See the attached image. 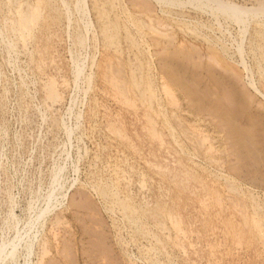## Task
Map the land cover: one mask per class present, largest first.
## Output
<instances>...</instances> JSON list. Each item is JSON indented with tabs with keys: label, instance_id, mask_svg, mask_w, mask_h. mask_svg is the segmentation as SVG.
Returning a JSON list of instances; mask_svg holds the SVG:
<instances>
[{
	"label": "rangeland",
	"instance_id": "obj_1",
	"mask_svg": "<svg viewBox=\"0 0 264 264\" xmlns=\"http://www.w3.org/2000/svg\"><path fill=\"white\" fill-rule=\"evenodd\" d=\"M210 1L0 0V264H264V13Z\"/></svg>",
	"mask_w": 264,
	"mask_h": 264
},
{
	"label": "bare ground",
	"instance_id": "obj_2",
	"mask_svg": "<svg viewBox=\"0 0 264 264\" xmlns=\"http://www.w3.org/2000/svg\"><path fill=\"white\" fill-rule=\"evenodd\" d=\"M174 1V0H173ZM205 1H207V0H205ZM210 1V0H209ZM216 1V4H217V6H218V8L221 10V11H224V13H227V14H230V17L232 16L235 20H238V21H243V18H242V15L243 14H245V13H250L251 11H262L263 13H264V3L262 4H260V6L258 7V8H254L253 6H251V7H247V6H242V5H239V4H231L230 2H227V0L226 1H223V0H215ZM63 2V1H62ZM211 2V1H210ZM138 2H136L135 4H137ZM183 3V2H182ZM181 3V4H182ZM235 3V2H234ZM63 4V3H62ZM176 4H179V3H176ZM184 4V3H183ZM190 4V3H189ZM210 4H212V3H210ZM204 6V7H203ZM202 7L203 8H205V5H203ZM14 7V6H13ZM22 7V6H21ZM24 7H26L25 6V4H24ZM35 7V6H34ZM200 7H201V5H200ZM216 7V6H215ZM253 7V8H252ZM16 8H17V6H16ZM202 8V9H203ZM212 8V7H211ZM34 9V8H33ZM200 9V8H199ZM213 9H215V8H213ZM13 10H14V8H13ZM18 10V9H17ZM205 10V9H204ZM217 10V9H216ZM33 12H35L34 10H32ZM38 11V10H37ZM20 12V11H19ZM30 12V11H29ZM197 12V11H196ZM210 12V11H209ZM216 12H218V11H216ZM21 13H22V11H21ZM36 13V12H35ZM164 13V12H163ZM214 13V12H213ZM219 13V12H218ZM218 13H217V15L216 16H218ZM222 13V12H221ZM220 13V14H221ZM259 13V12H258ZM18 14V13H17ZM207 14H208V12H207ZM210 14V13H209ZM256 14V13H255ZM262 14V13H261ZM223 15V14H222ZM257 15V14H256ZM260 15V14H259ZM263 15V14H262ZM15 16V15H14ZM220 16V15H219ZM255 16V15H254ZM180 17V16H179ZM212 17V16H211ZM244 17V16H243ZM260 17V16H259ZM178 18V17H177ZM261 18V17H260ZM186 19H187V17H186ZM190 19V18H189ZM215 19H217V17L215 18ZM249 19V18H248ZM247 19V20H248ZM255 19H257L256 17H255ZM26 20V19H25ZM25 20H23V22L25 21ZM28 20V19H27ZM26 20V21H27ZM233 20V19H232ZM261 20V19H260ZM20 21V20H19ZM245 21V20H244ZM220 23V22H219ZM236 23V22H235ZM221 24V23H220ZM230 24V23H229ZM249 24V23H248ZM262 24H263V22H262ZM19 26V25H18ZM237 26V25H236ZM9 27V26H8ZM23 28V27H22ZM237 28V27H236ZM228 29V28H227ZM8 31V30H7ZM22 30H20V32H21ZM27 32V31H26ZM28 33V32H27ZM212 33V32H211ZM233 33V32H232ZM23 34V32L20 34V35H22ZM29 34V33H28ZM231 34V33H230ZM26 35V34H25ZM64 35V34H63ZM260 35V34H259ZM23 36V35H22ZM223 36V35H222ZM22 38V37H21ZM20 38V39H21ZM24 39V38H23ZM25 40V39H24ZM263 40V39H262ZM258 41V40H257ZM21 42V41H20ZM25 41H23V43H24ZM10 43V42H9ZM13 43V42H12ZM254 43V42H253ZM11 44V43H10ZM25 44H26V42H25ZM28 44V43H27ZM184 44V43H183ZM185 45V44H184ZM180 47V46H179ZM182 47V46H181ZM192 47H194V46H192ZM183 48V47H182ZM181 48V49H182ZM197 48V47H196ZM177 49V48H176ZM22 50V49H21ZM69 50V49H68ZM184 50H186V48L184 49ZM212 50V49H211ZM240 50V49H239ZM179 51V50H178ZM210 51V50H209ZM14 52V51H13ZM187 52V51H186ZM211 52V51H210ZM214 52V51H213ZM189 53V52H188ZM216 53V52H215ZM214 53V54H215ZM166 54V53H165ZM176 54V53H175ZM244 54H245V52H244ZM194 55V54H193ZM221 55V54H220ZM219 55V56H220ZM241 55V54H240ZM51 56H53V55H51ZM181 56V55H180ZM190 56H191V53H190ZM208 56V55H207ZM219 56H218V58H219ZM260 56V55H259ZM177 57L179 58V56L177 55ZM181 58V57H180ZM212 58V57H211ZM162 59V58H161ZM175 59V58H174ZM262 59V58H261ZM201 60V59H200ZM199 60V61H200ZM221 60V59H220ZM158 61V60H157ZM169 61V60H168ZM179 61V60H178ZM177 61V62H178ZM187 61H188V59H187ZM203 61H204V59H203ZM175 62V61H174ZM210 62V61H209ZM216 62H218V61H216ZM79 63V62H78ZM134 63H135V61H134ZM173 63V62H172ZM196 63V62H195ZM199 63H201V61L199 62ZM203 63V62H202ZM201 63V66L203 65ZM204 63H205V61H204ZM258 63H259V61H258ZM262 63V62H261ZM260 63V64H261ZM154 64V63H153ZM184 64V63H183ZM206 64V63H205ZM216 64V63H215ZM159 65V64H158ZM161 65V64H160ZM187 65H189V64H187ZM186 65V66H187ZM246 67L245 68H247V65L246 64H244ZM17 66V65H16ZM76 66V65H75ZM162 66V65H161ZM197 66H199V64L197 65ZM170 68H172L173 66H169ZM262 67V66H261ZM164 68H166V67H164ZM168 68V67H167ZM181 68V67H180ZM201 67H199V69H200ZM230 68V67H229ZM28 69V68H27ZM135 69V68H134ZM189 69V68H188ZM193 69V68H192ZM212 69V68H211ZM219 69V68H218ZM76 70V69H75ZM160 70H161V68H160ZM164 70V69H163ZM162 70V71H163ZM172 70V69H171ZM180 71L182 70V69H179ZM187 70V69H186ZM201 70V69H200ZM203 70V69H202ZM214 70V69H213ZM79 71V70H78ZM167 71V70H166ZM189 71V70H188ZM199 71V70H198ZM232 71V70H231ZM234 71V70H233ZM170 72V71H169ZM176 72V71H175ZM179 72V71H178ZM203 72V71H202ZM165 73H167V72H165ZM220 73V72H219ZM223 73V72H222ZM192 74V73H191ZM135 75V74H134ZM162 75V74H161ZM167 75V74H166ZM174 75V74H173ZM190 75V74H189ZM195 75H196V73H195ZM194 75V76H195ZM233 75V74H232ZM240 75V74H239ZM183 76V75H182ZM193 76V77H194ZM219 76V75H218ZM224 75H222V77H223ZM230 76V75H229ZM78 77V76H77ZM76 77V78H77ZM192 77V78H193ZM198 77V76H197ZM197 77H195V80H196V82L199 80V78H197ZM213 77V76H212ZM215 77H217V76H215ZM238 77V76H237ZM149 78V77H148ZM206 78V77H205ZM228 78V77H227ZM162 79V78H161ZM208 79V78H207ZM215 79V78H214ZM225 79H226V76H225ZM253 79V78H252ZM79 80V79H78ZM163 80V79H162ZM174 80V79H173ZM200 80H201V78H200ZM213 80V79H212ZM231 80V79H230ZM237 80V79H236ZM7 81V80H6ZM182 81V80H181ZM184 81V80H183ZM208 81H209V79H208ZM215 82H217L218 83V85L220 84V85H222V83H221V80H218V79H215L214 80ZM226 81V80H225ZM201 82H203V80L201 81ZM210 82V81H209ZM227 82V81H226ZM251 82V81H250ZM184 83V82H183ZM205 83V82H204ZM228 83V82H227ZM49 84V83H48ZM53 84V83H52ZM57 84V83H56ZM55 84V85H56ZM193 84H195V82L193 83ZM192 84V85H193ZM198 84V83H197ZM201 84V83H200ZM203 84V83H202ZM233 83H231V85H232ZM186 85V84H185ZM199 85V84H198ZM249 85V84H248ZM49 86V85H48ZM54 86V85H53ZM168 86V85H167ZM195 86H197V85H195ZM251 86L253 87V89L256 91V92H258L259 94L261 93V91H260V89L257 87V85H256V83H254V82H251ZM164 87V86H163ZM179 87V86H178ZM186 87V86H185ZM192 87V86H191ZM201 87V86H200ZM204 87V86H203ZM224 87V86H223ZM222 87V88H223ZM5 88H6V86H5ZM193 88V87H192ZM195 88V87H194ZM199 88V87H198ZM206 88H207V86H206ZM210 88V87H209ZM225 88H226V86H225ZM229 88V87H228ZM230 88H232V87H230ZM44 89H46V88H44ZM191 89V88H190ZM202 89V88H201ZM204 89V88H203ZM214 89V88H213ZM51 93H53V94H55V89H54V87H52L51 89ZM167 89H165V91H166ZM186 90V89H185ZM225 90V89H224ZM226 90H227V88H226ZM226 90L224 91V92H226ZM234 90V89H233ZM236 90V89H235ZM240 90V89H239ZM47 91V90H46ZM181 91V90H180ZM228 91V90H227ZM168 92V91H167ZM196 92V91H195ZM194 92V93H195ZM204 92V91H203ZM232 92H234V91H232ZM237 92V91H236ZM21 93V92H20ZM29 93V92H28ZM166 93V92H165ZM191 93V92H190ZM218 93H221V92H218ZM231 93V92H230ZM230 93H228V95L230 94ZM58 94V93H57ZM56 94V95H57ZM156 94V93H155ZM200 94V93H199ZM202 94V93H201ZM226 94V93H225ZM243 94V93H242ZM261 94H263V93H261ZM196 95L198 96V94L196 93ZM220 95H222V94H220ZM232 95V94H231ZM203 96V95H202ZM205 96H206V94H205ZM219 96V95H218ZM264 96V95H263ZM168 97V96H167ZM171 97V96H170ZM174 97V96H173ZM199 97V96H198ZM254 97V96H253ZM7 98V97H6ZM35 98H36V96H35ZM49 98V97H48ZM204 98V97H203ZM217 98V97H216ZM229 98H231V97H229ZM233 98V97H232ZM237 98H239V97H237ZM156 99V98H155ZM207 99V98H206ZM215 99V98H214ZM218 99V98H217ZM224 99V98H223ZM222 99V100H223ZM61 100V99H60ZM196 100V99H195ZM209 100V99H208ZM213 100V99H212ZM221 100V101H222ZM239 100V99H238ZM202 101V100H201ZM205 101V100H204ZM217 101V100H216ZM227 101V100H226ZM230 101H231V99H230ZM157 102V101H156ZM163 102V101H162ZM227 102H229V101H227ZM203 103V102H202ZM207 103H209V102H207ZM230 103H232V102H230ZM241 103V102H240ZM157 104V103H156ZM218 104V103H217ZM224 105H225V103H223ZM48 105V104H47ZM194 105V104H193ZM199 105V104H198ZM197 105V106H198ZM211 105V104H210ZM220 105V104H219ZM49 106V105H48ZM47 106V107H48ZM196 106V107H197ZM204 106V105H203ZM228 106V105H227ZM236 105L234 104V106H232V107H235ZM239 106V105H238ZM159 107H161L160 105H159ZM175 107H176V105H175ZM229 107V106H228ZM231 107V106H230ZM239 107H241V106H239ZM49 108V107H48ZM199 108H200V106H199ZM198 108V109H199ZM208 108V107H207ZM212 108V107H211ZM236 108V107H235ZM34 109V108H33ZM241 109V108H240ZM239 109V110H240ZM243 109V108H242ZM211 110V109H210ZM216 110H217V112L216 113H218V116H219V118H220V126H222L223 128H224V126L226 127V129L228 128L229 129V131H231L234 135H235V133L237 132V126L235 125V123H236V113L235 112H233V111H236V110H232L231 108L230 109H227V108H224V107H221V106H219L218 107V105L216 106ZM238 111V110H237ZM201 113H202V111H200ZM212 112V111H211ZM242 114V113H241ZM245 114H247V113H245ZM238 115H240L239 113H238ZM244 115V114H243ZM216 117V116H215ZM218 118V117H217ZM238 119V118H237ZM256 120V119H255ZM259 120V119H258ZM242 121V120H241ZM260 121V120H259ZM258 121V122H259ZM195 122H197V121H195ZM256 122V121H255ZM254 122V123H255ZM177 123V122H176ZM254 123H252V124H254ZM112 124V123H111ZM115 124V123H114ZM239 123L237 122V125H238ZM257 124H259V123H257ZM257 124H255V125H257ZM204 125V124H203ZM239 127H240V129H241V126L240 125H238ZM242 127H244V126H242ZM262 127H263V125H262ZM51 128V127H50ZM49 128V129H50ZM254 129V128H253ZM117 130V129H116ZM115 130V131H116ZM235 130H236V132H235ZM41 131V130H40ZM119 131V130H118ZM216 131H218V130H216ZM254 131H255V129H254ZM243 132V131H242ZM253 132V131H252ZM252 132H250V133H252ZM230 134V133H229ZM232 134V135H233ZM256 134V133H255ZM263 134V133H262ZM117 135V134H116ZM160 135V134H159ZM211 135V134H210ZM242 135L244 136V134H241V137H242ZM250 134H249V132H247V135L244 137V141L246 142V141H248V139H249V136ZM251 136H254L253 135V133L251 134ZM173 137V136H172ZM226 137V136H225ZM257 137V136H256ZM58 138H59V136H58ZM231 138H233V136L231 137ZM231 138H230V140H231ZM255 138V137H254ZM253 138V139H254ZM262 138V137H261ZM56 139V138H55ZM54 139V140H55ZM196 139H197V137H196ZM200 139V138H199ZM251 139H252V137H251ZM256 139V138H255ZM258 139V138H257ZM37 140V139H36ZM188 140V139H187ZM202 140H204V139H202ZM229 140V139H228ZM233 140V139H232ZM56 141V140H55ZM174 141V143H175V140H173ZM204 142V141H203ZM206 142V141H205ZM231 142V141H230ZM234 142V141H233ZM201 143V142H200ZM241 143H243V141L241 142ZM248 143H250V142H248ZM255 143V142H254ZM235 144H237V141H235ZM239 145V144H238ZM246 145V144H245ZM233 146V145H232ZM237 145H235V147H236ZM249 146V145H248ZM255 146V145H254ZM258 146V145H257ZM256 147V146H255ZM182 149V148H181ZM237 149V148H236ZM183 150V149H182ZM188 150V149H187ZM240 150V149H239ZM219 151V150H218ZM255 151V150H254ZM254 151H251V152H253L254 153ZM182 152V151H181ZM250 152V151H249ZM252 153V154H253ZM254 155V154H253ZM260 155V154H259ZM262 156V155H261ZM260 156V157H261ZM239 157H241V155L239 156ZM245 157V156H244ZM255 157H257L256 155H255ZM259 157V158H260ZM264 157V156H263ZM131 158H133V157H131ZM193 158H194V156H193ZM242 158V157H241ZM258 158V157H257ZM198 159V158H197ZM241 160V159H240ZM260 159H258L257 161H259ZM262 160V159H261ZM238 161V160H237ZM201 162H203V161H201ZM251 162V161H250ZM178 163V162H177ZM205 163V162H204ZM259 163H260V161H259ZM261 164H262V161H261ZM131 166V165H130ZM203 167V166H202ZM250 167H252V166H250ZM249 168V167H248ZM247 168V169H248ZM252 168H255V166L253 165V167ZM250 169V168H249ZM248 169V170H249ZM203 171V170H202ZM256 171V170H255ZM140 172V171H139ZM244 172V171H243ZM242 173V172H241ZM259 173V172H258ZM255 174V173H254ZM241 175V174H240ZM264 176V175H263ZM259 177H261V176H259ZM258 177V178H259ZM218 178V177H217ZM245 178V177H244ZM257 178V177H256ZM126 179V178H125ZM143 179V178H142ZM200 179V178H199ZM262 179H264L263 177H262ZM131 180V179H130ZM143 181V180H142ZM195 181V180H194ZM199 181V180H198ZM198 181H196V182H198ZM145 182V181H144ZM219 182V181H218ZM246 182V181H245ZM251 182H252V180H251ZM259 182V184H260V182H263V181H258ZM195 183V182H194ZM199 183V182H198ZM240 183V182H239ZM206 184V183H205ZM258 184V183H257ZM262 184V183H261ZM264 184V183H263ZM207 185V184H206ZM205 185V186H206ZM247 186V185H246ZM253 186V185H252ZM262 186V185H261ZM245 187V186H244ZM205 188V187H204ZM207 189V188H206ZM254 189V188H253ZM257 190V189H256ZM264 190V189H263ZM132 191V190H131ZM208 191H209V189H208ZM262 191V190H261ZM219 196V195H218ZM56 197V196H55ZM227 197V196H226ZM220 198V197H219ZM223 198H225V197H223ZM222 199V198H221ZM216 201V200H215ZM244 202V201H243ZM160 204V203H159ZM235 206V205H234ZM246 209V208H245ZM35 210H37V209H35ZM245 212L247 213V211L245 210ZM170 213V212H169ZM167 214H168V212H167ZM232 214V213H231ZM169 215V214H168ZM197 243V242H196ZM2 244V243H1ZM193 245V244H192ZM203 246V245H202ZM3 247V246H2ZM5 248V247H4ZM30 248V247H29ZM32 251V250H31ZM183 252V251H182ZM13 253V252H12ZM8 255H9V253H8ZM5 259V258H4ZM14 259H16L15 257H14ZM17 260V259H16ZM241 261V260H240ZM16 262V261H15ZM51 264V263H50Z\"/></svg>",
	"mask_w": 264,
	"mask_h": 264
}]
</instances>
